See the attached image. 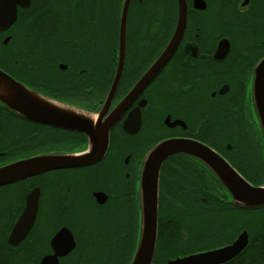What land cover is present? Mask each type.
Returning a JSON list of instances; mask_svg holds the SVG:
<instances>
[{"label":"flooded vegetation","instance_id":"flooded-vegetation-1","mask_svg":"<svg viewBox=\"0 0 264 264\" xmlns=\"http://www.w3.org/2000/svg\"><path fill=\"white\" fill-rule=\"evenodd\" d=\"M0 5L4 13L15 9L14 20L0 29L4 75L46 101L94 115L100 124L114 117L97 161L0 185V264H52L54 254L57 264H99L91 253L101 264H115L136 231L134 254L141 165L160 141L204 144L252 186L264 184V139L251 89L264 58V0H128L124 22V0ZM166 49L171 53L160 71L123 102ZM94 128L98 137L101 126ZM93 145L86 134L28 120L0 101V167L39 155L88 154ZM31 196L33 222L10 243ZM211 202L221 205L207 220L211 229L192 223L167 228L175 218L196 220ZM161 204L167 225L159 235ZM59 232L73 240L64 254L63 236L52 242ZM209 252L197 264H264V204H235L200 159L170 154L158 176L151 264Z\"/></svg>","mask_w":264,"mask_h":264},{"label":"water","instance_id":"water-1","mask_svg":"<svg viewBox=\"0 0 264 264\" xmlns=\"http://www.w3.org/2000/svg\"><path fill=\"white\" fill-rule=\"evenodd\" d=\"M128 0H124L123 5V22L125 21L126 9ZM15 9L10 12H1L0 5V29L5 28L15 18ZM5 23L4 26L1 25ZM173 47V46H172ZM123 43L121 44V50ZM122 53V51H121ZM171 51L164 50L157 58L154 64L140 78L138 83L126 95L123 102L137 93L148 81H150L161 69L165 61L168 59ZM121 58V57H120ZM122 68V59L119 60V65L109 91L107 100L114 93L116 84L120 77ZM264 72V58L261 59L254 71L253 80V106L254 112L257 115L260 124L262 136L264 139V107L260 106V80L261 73ZM48 99L32 92L22 85L16 83L10 77L4 75L0 71V101L15 114L24 117L28 120L43 123L57 128L67 129L83 133L89 136L90 141L94 144L91 153L83 154H56V155H39L29 157L20 161L7 164L0 167V185L22 179L39 173L41 171L58 168L71 167L91 164L104 154L107 144L108 127L114 121V117L110 115L106 119V123L100 124L91 122L87 117L78 115L71 110L79 111L87 116L90 114L82 109L63 104L46 101ZM61 107L68 108L64 110ZM119 106L116 107L119 108ZM115 109V110H116ZM101 131L96 136L94 127ZM97 144V146H95ZM173 153H185L200 159L212 173L224 184L226 189L234 199L237 205L249 207L260 206L264 204V184L262 186H252L244 180L227 162L218 156L211 148L201 143H192L188 140H164L154 145L144 156L139 178V201H140V220L138 242L130 264H151L156 241L157 231V189L158 176L160 167L164 159ZM151 179V216L148 215V180ZM101 195V193H99ZM143 206H144V221H143ZM36 210V198L31 196L24 213L16 222V225L9 237L10 243H15L20 240L28 231L33 222ZM59 236H63L64 252H68L73 246L71 235L64 232H59L53 239L55 241ZM237 243L234 244L236 247ZM213 252L200 254H191L182 258L170 261V264H197L201 258H208ZM61 254V255H62ZM56 254L51 258L54 259L52 264H57ZM52 262V261H51Z\"/></svg>","mask_w":264,"mask_h":264},{"label":"trees","instance_id":"trees-1","mask_svg":"<svg viewBox=\"0 0 264 264\" xmlns=\"http://www.w3.org/2000/svg\"><path fill=\"white\" fill-rule=\"evenodd\" d=\"M162 171H163V168L161 170V176H163ZM203 181H204V183H205V181H207L205 176H204ZM160 206H161V214L159 215V219H158L159 235H161V233H162L163 225L164 224L167 225V221L165 220V218L162 215V204ZM216 206L218 208L219 207L221 208L220 204L216 205V204H212V202L210 204H203V207L201 209V212H202L201 217L198 216V218L196 220L188 219V218H186V219L175 218L174 220L173 219L171 220V225H167V228L169 226V230H174V229L177 230L178 228L184 227V225L192 223L193 225L196 224L197 228L211 229L212 223L207 222V220L209 217L213 216L214 211H216V209H215ZM139 220H140V216L138 218L137 230L139 229ZM198 224H200V225H198ZM132 237H133L132 235L130 237H128L127 245L124 244L125 247H123V250L121 252V254H122L121 258L119 260H117L116 263L114 262L115 264H130L131 258L133 256V248L135 245L136 231H135V237H133V242L131 243ZM90 255H91V261L92 262H97V263L101 264L97 254L91 253ZM108 264H111V263H108Z\"/></svg>","mask_w":264,"mask_h":264},{"label":"snow or ice","instance_id":"snow-or-ice-1","mask_svg":"<svg viewBox=\"0 0 264 264\" xmlns=\"http://www.w3.org/2000/svg\"><path fill=\"white\" fill-rule=\"evenodd\" d=\"M253 85L254 80L251 85L252 93H253ZM260 106L264 107V72L261 73V80H260ZM148 191H149V200H148V215L151 216V179L149 177L148 180ZM143 221H144V206H143Z\"/></svg>","mask_w":264,"mask_h":264},{"label":"bare ground","instance_id":"bare-ground-1","mask_svg":"<svg viewBox=\"0 0 264 264\" xmlns=\"http://www.w3.org/2000/svg\"><path fill=\"white\" fill-rule=\"evenodd\" d=\"M60 108H62V109H64V110H68V108H65V107H61V106H60ZM71 111H73L74 113H76V114H78V115H81V116H85V117H87L91 122H94V121H95V116H94V115L87 116L86 114H83V113H81V112H79V111H74V110H71Z\"/></svg>","mask_w":264,"mask_h":264}]
</instances>
